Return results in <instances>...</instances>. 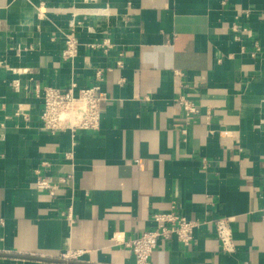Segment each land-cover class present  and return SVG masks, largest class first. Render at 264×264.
<instances>
[{
    "label": "crops",
    "instance_id": "1",
    "mask_svg": "<svg viewBox=\"0 0 264 264\" xmlns=\"http://www.w3.org/2000/svg\"><path fill=\"white\" fill-rule=\"evenodd\" d=\"M73 81L107 94L100 128L52 134L37 89ZM39 177L65 183L50 196ZM171 211L204 224L150 264H264V0H0V264H136L114 235Z\"/></svg>",
    "mask_w": 264,
    "mask_h": 264
},
{
    "label": "built area",
    "instance_id": "2",
    "mask_svg": "<svg viewBox=\"0 0 264 264\" xmlns=\"http://www.w3.org/2000/svg\"><path fill=\"white\" fill-rule=\"evenodd\" d=\"M70 28L72 29L71 32L63 33L64 41L66 42L63 59L74 63L80 44L73 23ZM233 28V31L236 33H248L246 29L240 30L237 26ZM236 39H239V36ZM90 48H101L105 52H108L112 48V45L110 41H104L103 44H94ZM120 56L122 57L123 55L121 54ZM122 64L124 63L120 59L117 65L122 67ZM103 76V71L96 72L98 82L103 80ZM14 87L19 89L18 81L14 82ZM36 94L43 102L41 124L44 130L52 134L67 131L74 134L78 131H96L100 128L102 103L106 100L108 101V97L99 85L78 88L76 81H73L66 89L45 87L42 90L37 89ZM179 103H181L180 105L187 118L200 113V107L189 101L186 97H180ZM60 183L64 184L65 180L63 179L59 183H54L48 178L39 177L36 181V187L40 191L49 193L50 196H55ZM152 218L156 225L152 231H146L140 236L128 240L125 239L122 233L114 235L113 240L115 244L123 245L129 249L135 256L136 264H150L152 254L157 249L159 242H167L172 238H177L184 247H190L195 239V229L204 224L200 221L189 220L174 211L157 213ZM211 223L215 227L221 250L226 254L235 253V239L233 238V231L229 220L217 219L211 221ZM81 255H83L82 251H74L64 255L62 259L65 261H76Z\"/></svg>",
    "mask_w": 264,
    "mask_h": 264
}]
</instances>
